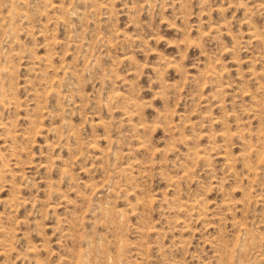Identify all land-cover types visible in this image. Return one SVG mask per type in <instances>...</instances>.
<instances>
[{
	"label": "rangeland",
	"instance_id": "obj_1",
	"mask_svg": "<svg viewBox=\"0 0 264 264\" xmlns=\"http://www.w3.org/2000/svg\"><path fill=\"white\" fill-rule=\"evenodd\" d=\"M0 2V264H264V0Z\"/></svg>",
	"mask_w": 264,
	"mask_h": 264
},
{
	"label": "bare ground",
	"instance_id": "obj_2",
	"mask_svg": "<svg viewBox=\"0 0 264 264\" xmlns=\"http://www.w3.org/2000/svg\"><path fill=\"white\" fill-rule=\"evenodd\" d=\"M1 3V2H0ZM3 5V4H2ZM17 5V4H16ZM6 6V5H5ZM8 7V6H7ZM0 11H1V9H0ZM8 11H9V9H8ZM20 15V14H19ZM10 18H12V17H10ZM9 18V19H10ZM9 23V22H8ZM8 25V24H7ZM6 29V28H5ZM5 33V32H4ZM9 87V86H8ZM52 87H53V85H52ZM10 88V87H9ZM8 88V89H9ZM2 89V88H1ZM50 89H51V87H50ZM49 89V90H50ZM52 90V89H51ZM2 91V90H1ZM0 94H1V92H0ZM4 94V93H3ZM15 94H16V92H15ZM8 95V94H7ZM6 96V95H5ZM4 97V96H3ZM17 97V96H16ZM5 98V97H4ZM6 99V98H5ZM15 99V98H14ZM18 100V99H17ZM10 101H11V99H10ZM13 101V100H12ZM38 101V100H37ZM6 102V101H5ZM41 107V106H40ZM45 111V110H44ZM51 112V111H50ZM59 115V114H58ZM43 116V115H42ZM54 117V116H53ZM29 119V118H28ZM9 120V119H8ZM11 121V120H10ZM6 122V121H5ZM1 123V122H0ZM13 123V125H14V122H12ZM29 123V122H28ZM36 124V123H35ZM56 124V123H55ZM0 125H2V124H0ZM8 125V124H7ZM12 125V124H11ZM31 125V124H30ZM32 125H33V123H32ZM37 125V124H36ZM52 125V124H51ZM59 125V124H58ZM6 126V125H5ZM12 127V126H11ZM30 127V126H29ZM10 128V127H9ZM14 128V127H13ZM28 128V127H27ZM26 128V129H27ZM31 128H33V127H31ZM6 129H7V127H6ZM15 129V128H14ZM24 129V128H23ZM30 129V128H29ZM5 130V129H4ZM25 130V129H24ZM31 130V129H30ZM16 131H17V129H16ZM21 131V130H20ZM24 132V131H23ZM28 132V131H27ZM26 133V132H25ZM16 134H17V132H16ZM28 134V133H27ZM61 146V145H60ZM49 147H50V144H49ZM44 164V163H43ZM47 166V165H46ZM3 167V166H2ZM62 171H63V169H62ZM49 179V178H48ZM50 182V181H49ZM51 185V184H50ZM5 199V198H4ZM10 201V200H9ZM85 201V200H84ZM104 206V205H103ZM102 206V207H103ZM110 206V205H109ZM105 208V207H104ZM111 209V208H110ZM118 209V208H117ZM75 218V217H74ZM1 227V226H0ZM5 227V226H4ZM0 230H1V228H0ZM4 230V229H3ZM2 230V231H3ZM1 232V231H0ZM7 233V232H6ZM12 233H13V230H12ZM1 235V234H0ZM7 235V234H6ZM13 236V235H12ZM1 237V236H0ZM9 239V238H8ZM7 239V240H8ZM4 241V240H3ZM2 242V241H1ZM13 242V241H12ZM0 244H2V243H0ZM7 244H8V242H7ZM6 245V244H5ZM4 246V245H3ZM7 247H9V245L7 246ZM4 248V247H3ZM8 250V249H7ZM27 250H29V249H27ZM34 250V249H33ZM4 251H6V249L4 250ZM4 253V252H3Z\"/></svg>",
	"mask_w": 264,
	"mask_h": 264
}]
</instances>
